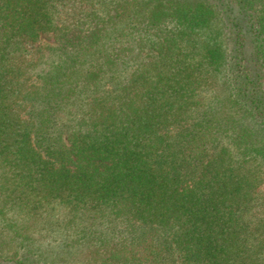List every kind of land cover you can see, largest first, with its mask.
I'll use <instances>...</instances> for the list:
<instances>
[{
    "label": "trees",
    "instance_id": "obj_1",
    "mask_svg": "<svg viewBox=\"0 0 264 264\" xmlns=\"http://www.w3.org/2000/svg\"><path fill=\"white\" fill-rule=\"evenodd\" d=\"M0 264H264V0H0Z\"/></svg>",
    "mask_w": 264,
    "mask_h": 264
},
{
    "label": "rangeland",
    "instance_id": "obj_2",
    "mask_svg": "<svg viewBox=\"0 0 264 264\" xmlns=\"http://www.w3.org/2000/svg\"><path fill=\"white\" fill-rule=\"evenodd\" d=\"M90 10V7H88L87 5L83 4V5H80L78 4L77 7L75 8H72V7H69L67 9V11L64 12V14H66V16H70L69 18L71 17H79L82 13H85V12H88ZM67 13H69L67 15ZM43 42H46V43H52L53 42V37L50 36V35H47V36H43ZM37 46V45H35Z\"/></svg>",
    "mask_w": 264,
    "mask_h": 264
}]
</instances>
